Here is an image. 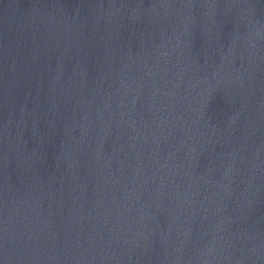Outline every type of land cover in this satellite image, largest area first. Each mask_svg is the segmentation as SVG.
Listing matches in <instances>:
<instances>
[{
  "label": "water",
  "instance_id": "95a60500",
  "mask_svg": "<svg viewBox=\"0 0 264 264\" xmlns=\"http://www.w3.org/2000/svg\"><path fill=\"white\" fill-rule=\"evenodd\" d=\"M0 264H264V0H0Z\"/></svg>",
  "mask_w": 264,
  "mask_h": 264
}]
</instances>
